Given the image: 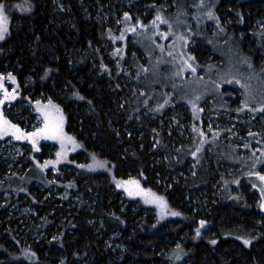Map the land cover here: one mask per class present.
I'll use <instances>...</instances> for the list:
<instances>
[{
  "label": "rangeland",
  "instance_id": "374dc122",
  "mask_svg": "<svg viewBox=\"0 0 264 264\" xmlns=\"http://www.w3.org/2000/svg\"><path fill=\"white\" fill-rule=\"evenodd\" d=\"M73 1L84 20L96 22L100 27V47L96 50V62L94 58L93 61L99 63L103 73L124 86L128 96L127 101L120 99L124 120L131 122V116L145 110V116L156 122L153 130L157 145L170 152L163 155L161 162L168 169L174 168V164L186 168L187 173L176 171L173 182L178 180L177 173L183 178L178 181L184 185L194 178L201 182L209 166H213L214 171H219L210 182L211 201L218 204L224 201L232 208L239 207L245 215L256 211L264 217L261 206L264 181L250 175L264 174V19L257 17L254 10L250 12L252 23L248 30H229L235 19L227 14L222 16L226 23L221 22L218 9L221 0H203V3L146 0L143 12L133 10L140 0H115L123 7L118 9L102 0ZM130 28L135 31H129ZM2 40L0 56L4 50ZM188 64L195 68L194 73ZM18 76V69L2 63L0 114L3 117L23 133H37L44 128L46 114L52 122L62 118L60 138L37 134L33 138L17 139L11 128L0 134V208H5L10 220L18 221L17 238L25 242L23 246H31L61 236V219L54 220L50 234L45 231L49 225L47 212L53 214L56 208L63 207L85 216L96 206L98 193L90 189L89 179L85 178L89 167L81 170L67 164L69 156L76 154L77 146L66 132L65 116L56 96L30 89L31 76ZM4 89L14 98L5 99ZM18 89L23 95L17 94ZM138 127L144 133L142 125ZM161 134H166L164 139ZM51 161L55 163L46 164ZM89 164L91 169H99L93 161ZM134 176L128 175L123 182L136 181ZM99 178V182L107 181L105 176ZM164 184L166 181L157 183L163 192ZM123 188L125 192L117 194L113 189L109 196L121 211L130 206L136 217V230L132 232L138 235L137 246L159 250L163 259L153 264H193L189 256L196 244L212 236L210 241L214 245L213 228L207 224L191 229L193 241L186 245V232L178 239L167 236L168 228L161 226V222L168 215V207L165 212L158 202H149L153 193L130 195V189L136 191L134 184ZM195 194L190 195L194 200L190 206L195 214L205 215L207 199ZM263 224L264 220L257 218L256 224L241 229L220 230V236L224 242L233 240L251 251L252 247L264 245ZM98 230L109 236L106 246L107 254L115 259L112 264H147L132 238L119 226L109 227L100 222ZM95 233L100 236L99 232ZM156 238L164 241V245L156 243ZM245 239L250 243L245 244ZM214 241L217 245L220 238ZM88 249L74 255L77 264L89 263ZM258 264H264V257Z\"/></svg>",
  "mask_w": 264,
  "mask_h": 264
},
{
  "label": "trees",
  "instance_id": "16d2710c",
  "mask_svg": "<svg viewBox=\"0 0 264 264\" xmlns=\"http://www.w3.org/2000/svg\"><path fill=\"white\" fill-rule=\"evenodd\" d=\"M102 1L111 2L117 9L123 8L115 0ZM145 1L140 0L133 10L145 11ZM0 3L5 5L8 16L0 67L4 63L11 69H18L20 77H32L29 80L30 89L36 88L46 95L52 96L53 93L56 96L65 116L66 132L77 146L76 154L69 156L67 164L81 170L89 167L85 178L89 179L90 189L98 193L96 206L85 216L76 210L66 211L63 207L56 208L53 214L47 212L49 225L45 231L50 234L49 228L55 223L54 220L61 219V236L54 240L43 239L31 246H23L24 241L17 238L18 221L10 220L5 208H0V264H77L74 255L87 248L88 264H112L115 259L112 260L107 254L109 249L106 246L109 236L98 230L100 222L109 227L119 226L144 255L145 263L161 261L163 258L158 254L159 250L137 246L138 235L132 232L136 230V217L131 213L130 206L121 211L109 196L113 189L117 190V194L125 192L123 187L117 185L128 175H135L133 179L139 181V187L145 192L151 190L149 193L163 197L169 212L178 213V216H172L168 212L161 222V226L168 228L167 236L178 239L181 233L186 232V245L188 241H193L191 229H199L206 224L213 228L212 241L220 238V242L211 245L212 236L208 239L204 237L190 253L193 264L261 262V257H264L263 244L248 251L233 240L224 242L220 236V230L231 227L237 230L248 224H256L257 218L264 220L261 213L253 211L245 215L239 207L232 208L224 201L219 204L211 201L210 182L219 171H214L213 166H209L201 182L194 178L184 185L178 181L183 179L178 173V180L173 182L176 171L186 172V168L174 164V168L168 169L161 162L163 155L170 152L155 141L153 129L156 122L145 116V110L131 116V122L124 120L121 110L124 106L120 100L121 97L128 100L124 86L103 73L99 63H94L96 50L100 47V27L96 22L84 20L73 0H0ZM260 6H264V0H221L218 8L220 20L226 23L222 16L228 14L235 22L227 29L235 31L241 28L246 31L252 23L250 12L256 10L255 15L264 19V9H260ZM17 94L21 95L22 91L18 89ZM138 125H142L144 133L139 131ZM161 135L163 139L166 136ZM90 161L96 163L99 169H91ZM102 176L107 181L99 182ZM165 181L163 192L157 183ZM79 186L82 184L79 183ZM195 193L207 199L205 215L200 212L195 214L190 206L194 203L190 195H197ZM31 201L29 196L28 202ZM197 208L202 210L199 206ZM95 231L100 233L99 237ZM161 239L156 238L155 241L164 245Z\"/></svg>",
  "mask_w": 264,
  "mask_h": 264
},
{
  "label": "snow or ice",
  "instance_id": "6c2138e0",
  "mask_svg": "<svg viewBox=\"0 0 264 264\" xmlns=\"http://www.w3.org/2000/svg\"><path fill=\"white\" fill-rule=\"evenodd\" d=\"M201 3H203V0H201ZM17 7H21V5H17ZM30 10V8L28 9ZM127 15V14H126ZM209 15L211 16L212 13L209 12ZM157 19H159V17H157ZM155 23V21H154ZM8 31V16H7V12L5 10V5L3 3H0V40L4 39L5 33ZM129 31H135L134 28H130ZM123 38V37H121ZM189 68H192L191 64L187 65ZM193 73L196 71L195 68H192ZM9 78L14 79V77H11V74H9ZM0 80H2V77H0ZM3 85L2 83H0V88H2ZM243 87H247V85H243ZM4 94H5V99H9V98H14L11 96V94L8 92L7 89H4ZM0 103H3L2 100H0ZM40 102L37 101V104H39ZM49 103L51 104V101H49ZM189 103H193L192 101H189ZM248 105L246 104L245 107H247ZM193 107L195 108L196 105L193 103ZM262 110H264V106H262ZM9 128H11L13 131V135L16 136L17 139H24V138H33L34 136H36L37 134L40 135H48L50 136V138H60L63 135L62 132V118L58 121L52 122L48 119L47 114H46V120H45V127L42 129H38L37 133H23L22 130L19 129V127L17 125L11 124L10 121H8L5 117H3L2 114H0V134H6L9 130ZM33 143H35V139H33ZM58 156L60 155V153L57 154ZM193 155H195V153H193ZM47 163H55V161H51V162H46ZM46 166V165H42ZM256 175L259 177V179L261 181H264V174L260 173V172H256V173H250V175ZM127 184H134L136 186V191H132L131 189L129 190V194L133 195V194H140L141 192H143L144 190L141 189L139 187V181H126V182H121L118 183V187H123ZM149 192L151 190H148ZM261 194L264 195V189L261 190ZM153 199L149 202H158L162 208V211L167 210V204L166 201H164L163 197H158L155 196V194H152ZM262 207H264V204L261 205ZM172 215H178V213H171ZM201 223L203 224L204 222L201 221ZM197 232L199 233V230H197ZM243 239V238H241ZM212 243H215V241H212ZM245 244H249L250 241L245 239L244 240ZM179 247V246H178Z\"/></svg>",
  "mask_w": 264,
  "mask_h": 264
},
{
  "label": "bare ground",
  "instance_id": "6f19581e",
  "mask_svg": "<svg viewBox=\"0 0 264 264\" xmlns=\"http://www.w3.org/2000/svg\"><path fill=\"white\" fill-rule=\"evenodd\" d=\"M241 134V133H240Z\"/></svg>",
  "mask_w": 264,
  "mask_h": 264
}]
</instances>
